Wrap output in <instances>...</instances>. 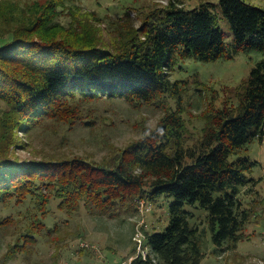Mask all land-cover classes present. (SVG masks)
<instances>
[{
    "label": "trees",
    "instance_id": "trees-1",
    "mask_svg": "<svg viewBox=\"0 0 264 264\" xmlns=\"http://www.w3.org/2000/svg\"><path fill=\"white\" fill-rule=\"evenodd\" d=\"M181 4L171 0L139 27L126 21L112 27L113 43L99 26H66L53 7L0 11V209L30 200L34 210L22 217L11 210L0 214V232L17 237L8 258L36 246L55 198L64 211L82 206L106 213L116 201L113 194L132 200L174 197L169 224L163 231L145 230L146 254L125 264H202L204 230L191 222L188 204L206 209L214 253L236 250L250 237L253 216L257 222L263 218L241 197L255 182L247 172L258 163L241 151L264 138V57L241 85L237 104L207 113L208 124L194 145L185 133L188 80H174L173 72L185 59L212 62L252 50L264 56V8L247 0L203 1L193 9ZM225 19L233 32L230 45L221 26ZM81 98L156 104L163 115L108 161L15 156L27 145L20 133L28 136L46 120H62L61 114L74 117L67 106Z\"/></svg>",
    "mask_w": 264,
    "mask_h": 264
},
{
    "label": "rangeland",
    "instance_id": "rangeland-1",
    "mask_svg": "<svg viewBox=\"0 0 264 264\" xmlns=\"http://www.w3.org/2000/svg\"><path fill=\"white\" fill-rule=\"evenodd\" d=\"M170 1L0 0V11L17 7V10L40 8L41 12L48 6L53 7L55 13H59V20L66 26H81L84 23L99 26L97 28H102L106 41L113 43L117 34L112 32V27L121 26L124 21L139 27L148 14L158 12ZM203 1L220 2L181 0V5L193 9ZM247 1L264 8V0ZM221 26L230 45L233 32L228 21L222 20ZM124 29L121 28V31ZM1 30L5 29L0 24V32H3ZM109 47L112 48L111 44ZM263 57L260 51L252 50L212 62L182 60L183 63L173 72V79L188 80L184 116L189 145H194L202 136L203 126L208 124V112L239 102L241 85ZM67 111L75 112L74 117L61 114V118L64 117L62 120H54L55 123L46 120L28 136L20 133L27 145L25 149H17L15 156L23 160L53 157L82 158L91 163L108 161L118 150L142 138L148 128H155L163 115V110L156 104L135 107L123 99L108 98L75 99L67 106ZM68 117H71V124L67 123ZM88 119L92 123L86 122ZM241 154L258 162L252 171L247 172L249 178L256 180L244 189L242 200L246 207L251 206L254 211L258 209L263 218L257 222L256 216H253L255 221L247 229L250 237L240 241L236 250L214 253L206 209L199 204L186 205V209L193 214L191 222L199 224L204 230L202 241L206 257L202 264H264V203H261L264 200V138H254ZM112 197L116 201L110 204L106 213H101L99 209L92 212L82 206L76 212L64 211L58 207L60 199L55 198L47 220L48 226L45 225L43 234L37 235V244L29 251L14 252L15 256L8 258L11 244L17 237L12 231L0 232V264H125L135 255L146 253L143 245L145 230L153 232L165 229L170 222V205L174 197L163 195L156 200L142 196L132 200L115 194ZM29 202L19 207L1 208L0 214L11 210L17 216L31 215L34 210ZM139 238L142 243L137 240Z\"/></svg>",
    "mask_w": 264,
    "mask_h": 264
},
{
    "label": "built area",
    "instance_id": "built-area-1",
    "mask_svg": "<svg viewBox=\"0 0 264 264\" xmlns=\"http://www.w3.org/2000/svg\"><path fill=\"white\" fill-rule=\"evenodd\" d=\"M137 240H139V241L142 243V240H141V238H139V239H137ZM144 254H146V253H144Z\"/></svg>",
    "mask_w": 264,
    "mask_h": 264
}]
</instances>
